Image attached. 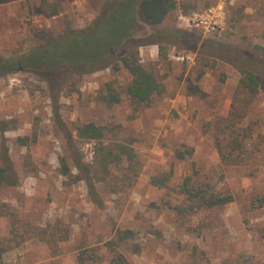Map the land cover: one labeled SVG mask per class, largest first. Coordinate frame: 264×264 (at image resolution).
Returning <instances> with one entry per match:
<instances>
[{"label": "rangeland", "instance_id": "obj_1", "mask_svg": "<svg viewBox=\"0 0 264 264\" xmlns=\"http://www.w3.org/2000/svg\"><path fill=\"white\" fill-rule=\"evenodd\" d=\"M79 1L0 0V59H20L47 40L89 30L106 0ZM169 23L191 37L165 46L163 56L156 44L140 48L141 64L165 89L148 106H133L125 94L117 105L101 101L107 85L123 92L131 82L124 68L83 64L58 96L37 67L0 75V148H8L12 171L11 184L0 186L5 264H79L81 251L96 259L87 264H108L113 249L132 264H264V207L257 200L264 198V69L258 66V95L246 98L238 94L240 73L228 55L202 58L205 40L264 50V0H179ZM144 31L131 33L143 40ZM79 39L88 55L100 47ZM232 115L224 122L227 138L238 125L252 139L246 154L223 162L216 121ZM86 123L106 127L105 142L132 147L138 175L123 164L112 166L105 182L94 179L93 190L77 181V161L91 165L95 156L96 144L78 139L77 127ZM27 136L28 146H20L17 139ZM188 148L190 158L175 157ZM63 165L71 175L62 173ZM172 169L168 188L152 185ZM195 172L199 183L235 201L179 215L180 186ZM126 230L134 237L120 243Z\"/></svg>", "mask_w": 264, "mask_h": 264}, {"label": "trees", "instance_id": "obj_2", "mask_svg": "<svg viewBox=\"0 0 264 264\" xmlns=\"http://www.w3.org/2000/svg\"><path fill=\"white\" fill-rule=\"evenodd\" d=\"M179 0H106L97 22L90 26L89 30L79 33L60 35L47 40L44 46L38 50H32L20 59H0V75L15 73L20 68H39L49 81L50 90L54 96L72 84L71 79L74 70L83 64H100L96 71L112 67L114 71L126 69L132 76L131 82L120 92L114 84L107 85V92L101 96V101L108 106L121 103L122 94H125L130 103L135 107L148 106L164 93V87L157 75L141 64L140 48L156 44L160 47L161 55H164L165 46H175V42L181 38L190 40L191 33L182 31L171 26L170 18L178 9ZM58 10L56 9L55 12ZM185 13V12H184ZM187 14V13H185ZM145 29L144 34L148 37L143 40L135 39L131 31L134 28ZM94 41L100 47L93 54H86L80 46V39ZM198 41V40H197ZM186 42V41H185ZM204 56L209 59L223 60L229 56V60L235 65L240 73L238 94L246 98L258 95L262 75L259 73V65L264 69V50L260 47L225 46L222 43L205 40ZM188 50L195 52L196 46L189 45ZM206 48L209 49L208 53ZM117 56V57H116ZM227 58V57H226ZM71 76V77H70ZM69 78V79H68ZM231 115V114H230ZM219 117L216 121L215 140L216 149L223 162L229 157L240 158L248 152L247 139H252L251 131L237 129L232 125V133L227 138L224 133V122L231 120ZM10 122H5L7 130ZM228 128V127H227ZM78 139L81 141H93L96 144L93 163L86 164L82 160L77 161L79 175L77 181L84 180L88 187L93 190V180L105 182L110 175L112 166L128 165V169L136 173L139 161L135 150L121 142H105L106 127L95 123H86L77 127ZM17 143L20 146H28L29 137H19ZM194 153L192 148L185 151L177 150L175 157L178 160H186ZM65 159L61 162L65 164ZM229 161V160H228ZM11 161L8 148L5 144L0 148V186L11 184ZM62 173L71 175L68 166L63 165ZM138 175V172L136 173ZM173 169L160 176L153 177L152 185L159 188H168L173 178ZM196 172L186 177L180 186L179 192L183 196V203L175 206L177 213L188 216L203 210H213L225 207L235 201L231 194H221L210 183H199L195 176ZM264 207V198L257 199ZM131 230L122 231L118 240L125 243L133 239ZM138 249V247H136ZM8 247L0 245V264L4 263V254ZM79 264L96 262L85 251L78 256ZM108 264H132L130 260L119 250H112V257Z\"/></svg>", "mask_w": 264, "mask_h": 264}, {"label": "crops", "instance_id": "obj_3", "mask_svg": "<svg viewBox=\"0 0 264 264\" xmlns=\"http://www.w3.org/2000/svg\"><path fill=\"white\" fill-rule=\"evenodd\" d=\"M86 1H87V0H86ZM86 1H85V0H82V1H81V0H80V1H79V3H80V4H84V5H85V4H87V2H86ZM102 1H103V0H102ZM100 4H101V3H100Z\"/></svg>", "mask_w": 264, "mask_h": 264}, {"label": "built area", "instance_id": "obj_4", "mask_svg": "<svg viewBox=\"0 0 264 264\" xmlns=\"http://www.w3.org/2000/svg\"><path fill=\"white\" fill-rule=\"evenodd\" d=\"M205 21H206V20H205ZM205 21H203V23H204Z\"/></svg>", "mask_w": 264, "mask_h": 264}]
</instances>
